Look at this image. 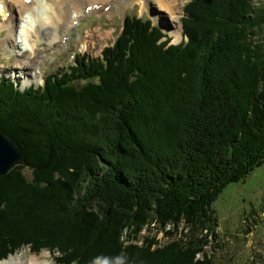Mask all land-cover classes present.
Here are the masks:
<instances>
[{
  "label": "trees",
  "instance_id": "16d2710c",
  "mask_svg": "<svg viewBox=\"0 0 264 264\" xmlns=\"http://www.w3.org/2000/svg\"><path fill=\"white\" fill-rule=\"evenodd\" d=\"M181 21L173 45L129 16L44 91L0 79V132L34 176H0V260L215 264L216 199L264 164V0H192ZM153 230L170 243L140 244Z\"/></svg>",
  "mask_w": 264,
  "mask_h": 264
},
{
  "label": "rangeland",
  "instance_id": "374dc122",
  "mask_svg": "<svg viewBox=\"0 0 264 264\" xmlns=\"http://www.w3.org/2000/svg\"><path fill=\"white\" fill-rule=\"evenodd\" d=\"M83 1L80 0V2ZM190 1L192 0H181L180 4L182 5L171 15L170 13L158 10L161 15L157 16V8L146 11L142 8L139 0H102L96 3H91V1L87 0L83 7L85 11L87 7H92L93 5H103V9L107 5V8L111 9L113 3L115 7L113 6V12L112 9L110 12L105 11L106 9L100 11L93 9V13L91 15L88 14L89 16L84 18L75 29L70 28L60 31L57 37L60 42L62 41V45L57 47L53 48V46H50L46 42L47 35L44 34L42 36L43 44L38 49L39 59L35 63H31L32 58L28 56L25 58V50H15L13 45L12 49L9 45L6 47L0 45V79L12 82L13 84L18 83L21 89L32 87L35 89L38 87L44 91L46 87L43 88L41 86L45 83L46 79L52 75H58L63 70H67L70 66H73L76 55L79 56L80 61L83 56L92 59L100 57L106 47L112 46L115 43L123 29L126 17L129 15L142 18L145 21H151L153 26L161 28L162 38L165 37L163 34H166L172 38L173 45H179L183 40L181 19L185 16L184 10ZM38 4L35 7L34 13L29 11L25 14L27 18L25 16L23 18L22 27L16 35L18 47L28 44L30 41L31 37L29 36L31 35L26 34L23 30L26 23H30V18H34L31 14L35 17H38L39 14V16H43L42 18H49L54 12L52 10V2L49 0H39ZM109 4L110 6H108ZM90 11L88 10L87 13ZM17 22L12 23V26L9 25L7 29H11L12 27L14 29ZM6 34L7 31L2 32L1 39ZM257 37L259 39L257 43L261 42L264 44L261 35L259 34ZM162 40L164 41V39ZM19 55L22 58H18L17 60V56ZM205 62L207 64L209 60ZM24 63L26 65H22ZM27 67L31 68L29 73L32 80L28 83L24 79L17 78L15 75L16 71H26ZM34 71L37 72V80L34 76ZM200 71L204 72L202 68H200ZM38 77L40 80H38ZM19 167H21L20 174L23 176L22 178L24 179L25 177V179L33 181L34 176H32L30 168L28 169L25 164ZM213 207L216 211L218 227L215 232L216 240H212L207 254L213 255L215 264H264V164L255 169L245 182L227 186L216 199ZM148 236L153 241L155 239L158 240V245H155L156 248L157 246L165 247L170 243L161 232L153 230L151 233L146 231L141 234L140 244ZM19 254L22 256L18 259H22L24 262L38 258V260H47L49 263L57 264L54 260L55 254L53 255L44 249H41L39 253H33L28 247L10 255L9 258L0 260V262L11 261L19 257ZM43 255L48 258H43Z\"/></svg>",
  "mask_w": 264,
  "mask_h": 264
},
{
  "label": "bare ground",
  "instance_id": "6f19581e",
  "mask_svg": "<svg viewBox=\"0 0 264 264\" xmlns=\"http://www.w3.org/2000/svg\"><path fill=\"white\" fill-rule=\"evenodd\" d=\"M38 1L39 0H32L31 2H24V0H0V5L1 4L4 5L3 10H1V7H0V10H1L0 11V45L2 47H6L7 45H9L11 49L13 48L12 47L13 45L15 50L17 49L25 50L26 52L25 58H27L28 56L29 58L33 59L31 63L33 62L35 63L39 59L38 49L43 44L42 36H44V34L47 35L46 42H48L50 46H53V48L59 45H62V41L60 42L57 37L60 31H62L63 29H70V28L75 29V27H77L78 24L88 15L87 11H85L83 8L85 6V1L87 0H84V1L82 0L83 2H80V0H49L50 2H52V5H53L52 10L54 12L51 14V16H49V18H42L43 16L41 17L39 16V14H38V17H35L33 14H31L35 19L30 18V23L29 24L26 23V26L23 30L26 34L31 35L29 36L31 37L30 41L28 44H23L22 46L18 47L16 35L18 34V30H20V28L22 27L21 23L24 22L23 18L25 14L29 11H32V13H34L35 7L39 5ZM89 1H91V3H96L102 0H89ZM116 1H121V0H116ZM139 1L142 5V8H144L146 11H149L152 9L154 10V8L155 9L157 8V11H156L157 16L161 15L158 12V10L167 12L168 14L170 13L171 15L172 13H175L176 9L179 6L182 5L180 4L181 0H152V1L151 0H139ZM113 6L114 4L112 3V6H111L112 12H113ZM94 10H92L89 14L93 13ZM7 13H10L9 19H8V15H6ZM25 18H27V16H25ZM17 20L19 21L17 22ZM14 22L15 23L17 22V25L15 26V28L13 29L12 27L11 29H7V27L9 25L12 26V23ZM72 30H68V31H72ZM4 31H7V34L4 36L3 39H1V34ZM27 41H28V38H27ZM19 56H17V60L18 58H22L21 55ZM22 65H26V63ZM36 68H39V67H36ZM30 69L31 68L27 67L26 71L18 70L16 71L15 75L17 78L24 79L25 82L28 83L32 81L30 78L31 74L29 73ZM36 75H37V72L34 71V76L36 77V80H37ZM38 80H40L39 77H38ZM18 256L19 257L14 258L11 261H8V260L2 261L0 262V264H52V263H49L47 260H38V258H33V259H30L24 262L22 259H18V258H21L22 255L19 254ZM42 257L48 258L44 255Z\"/></svg>",
  "mask_w": 264,
  "mask_h": 264
},
{
  "label": "water",
  "instance_id": "95a60500",
  "mask_svg": "<svg viewBox=\"0 0 264 264\" xmlns=\"http://www.w3.org/2000/svg\"><path fill=\"white\" fill-rule=\"evenodd\" d=\"M24 164V155L20 148L0 132V175L6 176Z\"/></svg>",
  "mask_w": 264,
  "mask_h": 264
}]
</instances>
